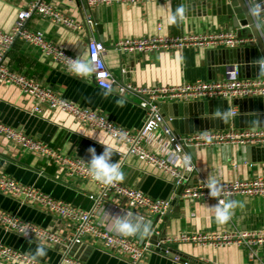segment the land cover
I'll use <instances>...</instances> for the list:
<instances>
[{
  "label": "crops",
  "instance_id": "crops-1",
  "mask_svg": "<svg viewBox=\"0 0 264 264\" xmlns=\"http://www.w3.org/2000/svg\"><path fill=\"white\" fill-rule=\"evenodd\" d=\"M47 1L77 21L90 18L92 23H86L81 32H74L33 14L26 20V26L42 32L53 43L63 45L69 53L85 61H88V38L103 42V59L115 79L114 86L106 90L93 84L90 74L81 77L63 71L36 47L23 40H16L5 52V65L26 74L62 98L92 109L131 131L142 126L144 109L139 105L138 94L130 91L119 93V88L125 84L135 87L178 86L195 80L221 79L227 66L237 65L239 68L243 65L234 61L222 63L223 51L229 49L226 47L187 46L142 53L125 52L115 46L117 41L124 38L155 35L175 37L230 30L232 17L228 14L229 0L112 1L98 5H88L84 0ZM180 6L185 9L183 16L176 24H168L167 17ZM25 7L26 0H0V28L9 30L17 13ZM238 30L239 27H234L231 31L237 33ZM249 36L250 30L245 28L242 37ZM256 72V68L249 64L240 70V75L256 77ZM121 98L125 101L123 106L116 103ZM234 99L159 100V110L178 135L264 127V102L254 104L243 97V102L239 104ZM34 104V99L23 94L16 86L0 82V120L3 123L21 129L62 154L86 163L89 147H94L99 154L104 145H110L114 149L111 159L123 173L120 183L140 190L152 199L168 200L164 213L141 218L136 210L127 207L123 198L111 193L101 199L91 213L90 219L96 225L116 235H121L112 229L117 215L131 211L134 222L141 226L142 222L148 223L147 232L126 236L139 244L148 243L149 249L142 258V264H264V244L249 247L226 244L215 248L187 242H168L169 238L183 232L264 230V196L234 195L227 198L233 202L231 218L226 223H218L210 208L217 203L214 200L181 198L179 191L182 186L174 188L170 177L151 164L134 156L123 158L126 146L112 139L105 131L46 107L40 114L31 113ZM232 110L236 111L235 114H231ZM186 152L195 162L196 170L187 176L183 186L207 182L209 176L216 177L219 182L264 176V145L218 144L197 146L193 150L186 148ZM0 174L84 210L93 207V198L98 194L92 181L68 174L66 169L48 158L24 150L1 136ZM0 210L61 235L73 231L70 222L45 212L37 204L27 202L22 195L0 192ZM161 236L164 239L159 241ZM0 243L33 256L40 242L23 238L0 224ZM43 245L47 254L36 257L37 260L46 264H66L60 262V246ZM162 245L165 246L161 248ZM69 255L85 264H125V256L112 252L89 234H84L82 241L71 247ZM0 264L16 263L0 258Z\"/></svg>",
  "mask_w": 264,
  "mask_h": 264
},
{
  "label": "built area",
  "instance_id": "built-area-1",
  "mask_svg": "<svg viewBox=\"0 0 264 264\" xmlns=\"http://www.w3.org/2000/svg\"><path fill=\"white\" fill-rule=\"evenodd\" d=\"M84 1L88 5H98L108 4L112 1L134 3L147 0ZM246 2L251 9L250 0H246ZM33 14L74 32H81L86 23H92L90 18L82 21L75 20L47 0H26V7L17 13L11 28L9 30L0 28V82L14 85L23 94L32 97L35 104L30 110L31 113L40 114L42 109L46 107L65 113L94 129L105 131L112 139L126 146L122 154L123 158L134 156L147 164H151L170 177L174 188L182 186L179 191L181 198L218 202V198L209 196L206 182L183 186L187 176L196 170L195 162L186 152V148L189 146H213L218 144L264 145V127L209 130L194 132L189 135H178L172 131L159 110V100L264 97V76L245 78L240 75L237 65H230L226 67L224 77L221 79L195 80L178 86L135 87L131 84H125L119 88V93L124 94L126 91H130L138 94L140 96L139 105L144 109L142 126L136 131H131L92 109L62 98L50 88L26 74L12 70L5 65V52L16 40H23L36 47L60 69L73 74L68 71V65L73 59L79 57L69 53L63 45L53 43L42 32L30 30L26 26V20ZM250 42H252L251 38L238 36L234 31L214 30L175 37L155 35L124 38L117 41L115 46L125 52L149 53L153 50L182 49L187 46L236 48L245 46ZM104 49L103 42L88 38L87 60L95 66V70L90 73L91 80L96 86L111 90L115 84V79L103 59ZM262 66H264V61L259 63L260 69ZM235 112V110H232L231 114H235ZM0 136L24 150L48 158L51 162L66 169L68 174H74L82 179L92 181L98 189V194L93 198V207L90 210H84L62 200L54 199L34 186L19 183L12 177L0 174V192L13 196L22 195L27 202L37 204L45 212L63 218L73 225L71 233L61 235L32 221L21 219L0 210V224L4 228L26 239L35 240L42 244L60 246L62 249L60 262L66 264H85L69 255L71 247L79 244L84 234H89L98 239L104 247L112 252L125 256V264H142V258L149 249L148 243L139 244L126 236L116 235L101 228L90 219L91 213L99 201L111 193L123 198L127 207L136 210L141 218L146 215L164 213L168 207V200L152 199L140 190L123 185L119 180L110 184H101L91 178L85 161L62 154L45 142L26 134L21 129L5 124L1 120ZM219 183L222 189L219 199L226 200L234 195L264 196V176L221 181ZM24 232H27L28 235H24ZM168 242H187L193 245H209L215 248L226 244L249 247L264 244V230L237 233L226 231L183 232L178 236L169 238ZM0 258L3 261L16 264H46L36 258L33 259V256L27 253L1 243Z\"/></svg>",
  "mask_w": 264,
  "mask_h": 264
},
{
  "label": "clouds",
  "instance_id": "clouds-1",
  "mask_svg": "<svg viewBox=\"0 0 264 264\" xmlns=\"http://www.w3.org/2000/svg\"><path fill=\"white\" fill-rule=\"evenodd\" d=\"M184 11L185 9L183 6L177 7V9L167 17V23L170 25L176 24L178 19L183 16ZM250 11L254 15L256 14L255 10L250 9ZM94 70V64L79 58L73 59L68 65V71L70 73L81 77L89 75ZM261 71L264 73V66H262ZM105 95H107V93H105ZM116 103L119 106H123L125 101L121 98L117 99ZM113 151L114 149L110 145H104L103 151L97 154L94 147H89L87 165L90 176L93 180L101 184H110L123 178V173L119 169V166L111 159ZM206 183L207 188L209 189V196L218 198V202L210 207L214 211L215 219L218 223H226L231 218L233 202L230 200L219 199L222 189L216 177L209 176ZM133 216L134 213L131 211L126 212L124 215H117L114 218L112 229L123 236H131L137 233L143 234L147 232L149 224L142 222L141 226L140 223H136L131 219ZM23 234L28 235L27 232H24ZM46 254V246L37 243L33 259L36 257H43Z\"/></svg>",
  "mask_w": 264,
  "mask_h": 264
},
{
  "label": "water",
  "instance_id": "water-1",
  "mask_svg": "<svg viewBox=\"0 0 264 264\" xmlns=\"http://www.w3.org/2000/svg\"><path fill=\"white\" fill-rule=\"evenodd\" d=\"M230 1V10L228 14L232 17V25L230 30L234 27H239L237 31L238 36H242L244 29L248 28L250 30L249 38L252 39V42L245 46H240L236 48H229L227 51H223V62L225 64L234 61V63H243V65H253L256 68V74L254 76H264L259 67V62L264 61V0H250L252 10L256 11L254 15L250 11L246 0H229ZM243 65H240L239 68L242 70ZM239 104L243 102V99L236 98L234 99ZM246 100L249 102L261 103L264 102V97H252ZM185 106V105H184ZM190 150H193V146L188 147ZM164 238L161 236L158 240L162 241ZM159 246V245H158ZM165 245H162L164 247Z\"/></svg>",
  "mask_w": 264,
  "mask_h": 264
}]
</instances>
